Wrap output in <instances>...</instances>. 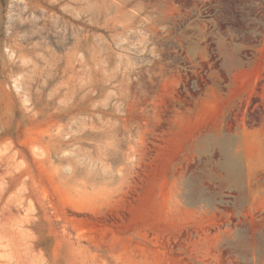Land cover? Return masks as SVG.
<instances>
[{"label": "rangeland", "instance_id": "374dc122", "mask_svg": "<svg viewBox=\"0 0 264 264\" xmlns=\"http://www.w3.org/2000/svg\"><path fill=\"white\" fill-rule=\"evenodd\" d=\"M0 264H264V0H0Z\"/></svg>", "mask_w": 264, "mask_h": 264}]
</instances>
